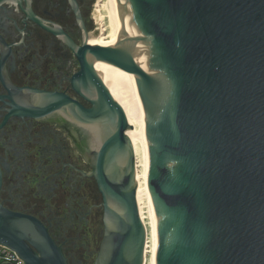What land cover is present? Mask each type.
<instances>
[{"label":"water","instance_id":"1","mask_svg":"<svg viewBox=\"0 0 264 264\" xmlns=\"http://www.w3.org/2000/svg\"><path fill=\"white\" fill-rule=\"evenodd\" d=\"M98 1L80 0L96 28L87 42L67 40L78 59L77 98L17 88L18 101L0 60L8 88L0 127L9 117L58 113L87 138L105 228L82 264H142L146 240L131 124L98 67L129 73L144 108L155 264H264V0H112L118 38L107 43ZM27 91L31 101L21 97ZM0 244L23 264H68L47 226L1 202Z\"/></svg>","mask_w":264,"mask_h":264},{"label":"flooded vegetation","instance_id":"2","mask_svg":"<svg viewBox=\"0 0 264 264\" xmlns=\"http://www.w3.org/2000/svg\"><path fill=\"white\" fill-rule=\"evenodd\" d=\"M75 2L9 0L2 5L0 60L16 100H21L14 94L17 88L58 91L77 98L70 81L78 70V59L67 40L82 46L96 28L80 0ZM31 13L55 31L42 27ZM7 87L0 80V95L7 94ZM32 93L21 97L31 101ZM4 115L0 110V123ZM89 149L87 138L58 113L43 118L9 117L0 127V202L47 226L68 264L88 263L91 247L98 251L105 228Z\"/></svg>","mask_w":264,"mask_h":264},{"label":"bare ground","instance_id":"3","mask_svg":"<svg viewBox=\"0 0 264 264\" xmlns=\"http://www.w3.org/2000/svg\"><path fill=\"white\" fill-rule=\"evenodd\" d=\"M105 9L108 12L110 22L109 42H116L118 29L114 17L112 0H108L105 3ZM97 73L112 97L122 107L128 123L131 124V127L126 130V134L131 141L134 152L138 213L146 230L142 264H155L156 225L147 187L148 167L145 153L144 108L140 97L133 87L130 75L125 70L118 67H98Z\"/></svg>","mask_w":264,"mask_h":264},{"label":"rangeland","instance_id":"4","mask_svg":"<svg viewBox=\"0 0 264 264\" xmlns=\"http://www.w3.org/2000/svg\"><path fill=\"white\" fill-rule=\"evenodd\" d=\"M108 0H99L98 1V8H99V14L103 15L102 19H99V21L97 22V25L100 27H103V42H109L110 41V37H109V33H110V29H109V17H108V12L105 9V3ZM146 221H148L146 219Z\"/></svg>","mask_w":264,"mask_h":264},{"label":"built area","instance_id":"5","mask_svg":"<svg viewBox=\"0 0 264 264\" xmlns=\"http://www.w3.org/2000/svg\"><path fill=\"white\" fill-rule=\"evenodd\" d=\"M0 264H23V260L10 247L0 244Z\"/></svg>","mask_w":264,"mask_h":264}]
</instances>
